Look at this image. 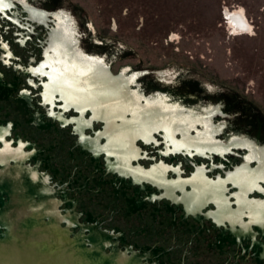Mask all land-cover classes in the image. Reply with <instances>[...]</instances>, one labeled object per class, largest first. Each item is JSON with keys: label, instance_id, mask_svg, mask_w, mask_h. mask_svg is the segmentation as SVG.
Instances as JSON below:
<instances>
[{"label": "water", "instance_id": "95a60500", "mask_svg": "<svg viewBox=\"0 0 264 264\" xmlns=\"http://www.w3.org/2000/svg\"><path fill=\"white\" fill-rule=\"evenodd\" d=\"M0 264H264V115L72 0H0Z\"/></svg>", "mask_w": 264, "mask_h": 264}, {"label": "rangeland", "instance_id": "374dc122", "mask_svg": "<svg viewBox=\"0 0 264 264\" xmlns=\"http://www.w3.org/2000/svg\"><path fill=\"white\" fill-rule=\"evenodd\" d=\"M94 31L124 43L142 70L181 65L206 72L264 115V0H72ZM250 30L232 34L224 12Z\"/></svg>", "mask_w": 264, "mask_h": 264}, {"label": "flooded vegetation", "instance_id": "af4514ba", "mask_svg": "<svg viewBox=\"0 0 264 264\" xmlns=\"http://www.w3.org/2000/svg\"><path fill=\"white\" fill-rule=\"evenodd\" d=\"M226 19L228 20L229 30L232 34L238 35L250 30L249 24L246 22L244 13L242 10H235L232 13L224 12Z\"/></svg>", "mask_w": 264, "mask_h": 264}]
</instances>
